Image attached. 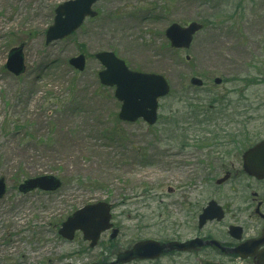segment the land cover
Masks as SVG:
<instances>
[{"label":"rangeland","instance_id":"rangeland-1","mask_svg":"<svg viewBox=\"0 0 264 264\" xmlns=\"http://www.w3.org/2000/svg\"><path fill=\"white\" fill-rule=\"evenodd\" d=\"M67 1L0 0V178L7 185L0 198V264H101L103 246L91 249L80 233L73 242L59 236L70 216L106 202L118 225L140 216L158 220L157 215L172 222L179 208L162 209L154 198L163 193L164 204L182 203L205 184L211 197L220 165L241 167L245 150L264 140V0H101L94 6L97 18L46 46L55 10ZM193 22L204 28L191 48L172 49L166 30ZM21 44L27 71L15 78L5 64L10 50ZM101 52L114 53L131 71L167 79L172 96L161 100L155 130L142 121L115 127L121 104L115 90L99 82L103 67L94 56ZM81 53L87 68L76 73L68 62ZM193 78L204 87L193 86ZM217 78L223 83L216 85ZM214 96L233 97L249 115L189 127L185 149L177 140H165L169 120L187 118L185 105ZM218 124L227 131L248 128L258 137L238 148L236 143L209 147L211 140L205 139ZM182 165L189 172L175 169ZM45 176L60 179L62 188L50 194L19 192L23 181ZM171 189L188 193L169 196Z\"/></svg>","mask_w":264,"mask_h":264},{"label":"flooded vegetation","instance_id":"flooded-vegetation-1","mask_svg":"<svg viewBox=\"0 0 264 264\" xmlns=\"http://www.w3.org/2000/svg\"><path fill=\"white\" fill-rule=\"evenodd\" d=\"M234 143L235 147L239 144L221 137L209 147L224 148ZM175 144L182 149L190 147L188 142ZM255 145L251 144L245 152ZM175 169L189 172L184 165ZM215 172L213 178L219 176V179L211 197L205 184L194 198L185 197L182 203L164 204L166 195L163 193L154 198L161 202L162 209L165 206L179 208L178 218L172 222L161 221L157 215L158 220H154L156 216L153 220L140 216L141 220L130 218L118 225L112 215L110 229L100 235L94 247L87 241L89 247L103 246L101 264H264V179L246 173L243 162L237 167L234 162L225 161ZM221 180L224 182L218 184ZM168 192L169 196L188 193L183 189ZM213 202L216 205L209 213ZM206 211L207 217L212 219L204 222ZM79 233L82 232L76 237ZM120 256L125 261L118 263Z\"/></svg>","mask_w":264,"mask_h":264},{"label":"water","instance_id":"water-1","mask_svg":"<svg viewBox=\"0 0 264 264\" xmlns=\"http://www.w3.org/2000/svg\"><path fill=\"white\" fill-rule=\"evenodd\" d=\"M100 0H71L57 7L54 24L46 32L45 43L50 45L64 40L84 24L87 18H96L98 13L93 10ZM203 25L193 22L187 27L178 24L171 25L166 31V37L174 49H190L194 36L203 30ZM25 44L11 49L6 70L15 77L25 74L27 67L24 55ZM95 58L104 67L99 72L100 83L109 88H115V98L121 105L119 119L125 123H136L142 119L149 126H155L158 121L159 100L167 97L171 92L168 81L158 74L139 73L131 71L126 63L112 52L98 53ZM190 60V57H187ZM70 66L79 72L86 69V57L81 54L69 61ZM195 87H202L204 82L199 78L191 79ZM215 84H222V79H215ZM244 171L250 176L264 179V141L248 150L243 156ZM220 181L219 183H222ZM62 187L61 181L53 176L38 177L26 180L19 188L22 193L40 190L47 193L58 191ZM6 194L4 179H0V198ZM216 203H211L208 209L214 210ZM207 211L205 213V222ZM111 207L106 203L89 205L77 211L62 224L59 234L68 241H73L77 231L84 233V239L91 241V247L98 242L100 235L110 229ZM142 254V251H140ZM123 256L118 263L124 262Z\"/></svg>","mask_w":264,"mask_h":264},{"label":"trees","instance_id":"trees-1","mask_svg":"<svg viewBox=\"0 0 264 264\" xmlns=\"http://www.w3.org/2000/svg\"><path fill=\"white\" fill-rule=\"evenodd\" d=\"M264 75V74H263ZM182 100L186 99L189 101L187 97H181ZM238 100V99H237ZM241 101V99H239ZM242 102V101H241ZM186 105L183 107L184 112L182 113L183 116H187L184 121H173L169 120L170 122L167 123L168 129H163V134L166 136L165 140L172 141H182L187 142L188 136L186 132L189 130V127H201L205 126L206 124H210L213 120H224V123L227 121H236V119L243 118L249 115L247 112H243L246 106L239 105L234 98H219L218 96L211 97L206 103L200 105L188 104V109H185ZM190 108V109H189ZM199 118H205L203 121H200ZM211 120V121H208ZM220 119V120H219ZM114 124L115 127L121 128L122 123L118 120L116 115H114ZM227 124V123H225ZM215 130L210 131L211 135H208L209 138L205 140H211L210 143H216L221 139V137L225 140L230 141H238L239 143H243L244 145L250 144L251 142H255L254 140L257 139L258 135H250V130L246 129H236L233 130H224L221 129L220 124L214 127ZM155 130V128H150ZM181 131L182 135H176L177 132ZM113 132V131H111ZM117 134V131L115 132ZM114 134V135H115ZM256 136V137H255ZM180 139V140H179ZM202 140V139H201ZM203 140V142L205 141ZM216 141V142H215ZM211 146V145H209Z\"/></svg>","mask_w":264,"mask_h":264}]
</instances>
